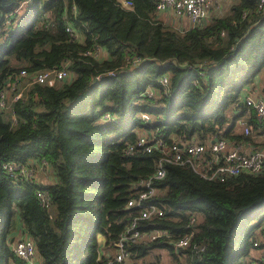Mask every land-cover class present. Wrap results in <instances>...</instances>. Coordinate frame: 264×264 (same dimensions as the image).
Wrapping results in <instances>:
<instances>
[{"label": "trees", "instance_id": "trees-1", "mask_svg": "<svg viewBox=\"0 0 264 264\" xmlns=\"http://www.w3.org/2000/svg\"><path fill=\"white\" fill-rule=\"evenodd\" d=\"M128 1L0 0V264H29L10 247L17 224L32 242L33 264L111 259L113 242L137 213L126 201L139 179L152 176L159 156L135 146L139 132L165 145L213 137L254 143L250 130L264 120L241 94L264 72V0L260 8V0H232L221 15L183 30L158 17L155 0ZM94 47L98 56L85 54ZM50 69L71 79L32 81ZM161 73L166 86L156 81ZM239 119L248 133L238 131ZM42 159L46 181L36 180L38 171L26 179L2 168L9 160L35 166ZM164 169L152 180L150 198L162 214L138 220V227L162 228L173 238L190 234L186 264H253L251 242L264 222V162L256 173L222 182L188 165ZM37 190L47 191L48 207L39 204ZM124 248L140 264H157L160 251L175 258L166 242Z\"/></svg>", "mask_w": 264, "mask_h": 264}, {"label": "built area", "instance_id": "built-area-1", "mask_svg": "<svg viewBox=\"0 0 264 264\" xmlns=\"http://www.w3.org/2000/svg\"><path fill=\"white\" fill-rule=\"evenodd\" d=\"M121 4L128 5V0H119ZM263 1L260 0L258 8L262 6ZM212 5L211 0H155V11L161 13L169 10L175 16H185L190 27H195L202 22L208 14V10ZM17 11V10H13ZM11 15L4 16L2 25L7 26L10 23ZM68 34L73 35L70 26H65ZM85 54L98 56L99 48L94 47L92 51L86 50ZM137 59L132 60V64H136ZM23 69L19 70V75L23 74ZM110 74H112L110 72ZM67 76L63 69L42 70L34 73L32 81L45 83L47 85L60 84L66 80ZM97 78V77H96ZM156 81L161 86H166L168 76L161 73L156 77ZM15 79L8 81L7 84L14 83ZM153 89L147 86L144 93L150 96ZM264 92V82H263ZM5 92H0V106L3 104ZM19 95L17 92L14 95L16 98ZM241 101L250 107L257 118L264 120V101L259 98H254L250 93L242 92ZM147 119L145 114L142 115ZM248 128L243 126V133L246 134ZM212 139V140H211ZM207 142L200 143L197 141H189L185 143L173 141L169 145L163 144L161 139L154 138L145 133H139L135 142V146L140 147L144 152L157 150L159 156L155 162V171L151 177L139 179L134 186L138 187L136 194L126 201V207L134 206L137 209L130 221L126 224L123 231L118 234L117 239L113 242L112 258L108 259L105 264L118 262L123 264H140L134 260L128 259V252L124 245L127 242L146 243L151 241L166 242L171 247V252L175 258H171L165 251L157 253V264H186L184 261L185 253L183 248L187 245L190 234L173 238L165 229L158 227H138V220H149L152 217H158L162 214L161 209L154 203L150 202V198L155 194L156 188L152 185L153 179H159L164 175V165H188L191 169L205 179L224 181L230 176L239 173H256L260 170L264 162V146L250 147L242 141H229L222 137H213ZM132 146L126 147V152H131ZM45 161L42 159L37 165L27 161L24 163L9 160L2 164L4 171L12 176H20L22 178H32L36 171H43ZM36 198L40 205L48 207L49 195L45 190H37ZM188 223H192L193 217L188 216ZM258 235L252 240V247L259 250V255L253 264H264V222L260 223L257 228ZM9 237L11 250L22 260L33 264V245L30 239L26 236L18 235ZM100 249V247H99ZM103 250H98V255L102 254ZM106 256L109 257L108 251ZM151 256H147V259Z\"/></svg>", "mask_w": 264, "mask_h": 264}, {"label": "crops", "instance_id": "crops-1", "mask_svg": "<svg viewBox=\"0 0 264 264\" xmlns=\"http://www.w3.org/2000/svg\"><path fill=\"white\" fill-rule=\"evenodd\" d=\"M232 0H211L212 5L210 6L208 10V14L205 16V18L202 20L205 21L210 16H217L221 15L224 11L221 12V9L223 8L224 3L226 4V7L228 8L229 4ZM158 17L165 22L166 24H169L173 26L174 28L178 30L187 29L189 26V22L185 16H175L173 15L169 10L157 13ZM200 22V24L202 23ZM256 77V78H255ZM254 83L252 86H247L243 92L250 93L252 97L259 98L264 101V92H263V82H264V72L261 76L257 75L254 76ZM243 119H239L240 125L242 124ZM240 127V126H239ZM238 127V130H239ZM250 135L253 137L254 143L248 144L250 147H259L263 145L264 143V122H259L257 125L253 127V129L250 130ZM253 145V146H251ZM35 178L38 181H46L51 178V176L48 174H35ZM20 232V235L26 236L22 233V231L19 229V224H17L15 230L10 233V235L15 236L18 235ZM9 235V236H10ZM11 237V236H10ZM258 249L251 250V254L256 258L259 255Z\"/></svg>", "mask_w": 264, "mask_h": 264}, {"label": "rangeland", "instance_id": "rangeland-1", "mask_svg": "<svg viewBox=\"0 0 264 264\" xmlns=\"http://www.w3.org/2000/svg\"><path fill=\"white\" fill-rule=\"evenodd\" d=\"M18 9H19V6L15 8V10H18ZM225 10H227V7H226V4L224 3L223 8L221 9V12H222V11H225ZM262 73H263V72H262ZM262 73L259 74V76H261ZM255 78H256V77H255ZM70 79H71V77L68 76V77L66 78V81H69ZM14 121H15V120L12 118V122H14ZM240 130H242V132H243V126H242V125H240L238 131H240ZM139 133H140V132H139ZM141 133H143V132H141ZM247 133H248V132H247ZM262 138H264V136H263ZM36 174H41V175H42V174H46V173H45V171L38 170V172H37ZM48 211H49V213H50L51 215H53V213H54V207H53V206H49ZM255 221H256V220H253L252 223H254ZM97 242H98V244H100L99 246H101V244H102V240H101L100 237L97 238ZM100 249H101V248H100ZM100 249L98 248V250H100ZM156 252H157V251H156ZM34 259H35V257H34V255H33V259H32L33 262H34Z\"/></svg>", "mask_w": 264, "mask_h": 264}, {"label": "water", "instance_id": "water-1", "mask_svg": "<svg viewBox=\"0 0 264 264\" xmlns=\"http://www.w3.org/2000/svg\"><path fill=\"white\" fill-rule=\"evenodd\" d=\"M211 140H212V139H211ZM211 140H210V141H211ZM9 240H10V239H9Z\"/></svg>", "mask_w": 264, "mask_h": 264}]
</instances>
